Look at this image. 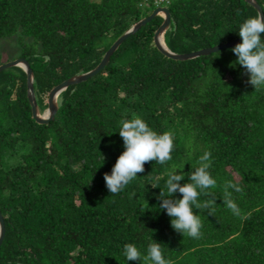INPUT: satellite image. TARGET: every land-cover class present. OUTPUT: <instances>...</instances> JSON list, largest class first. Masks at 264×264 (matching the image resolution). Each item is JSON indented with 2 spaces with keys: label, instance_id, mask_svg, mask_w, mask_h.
I'll return each mask as SVG.
<instances>
[{
  "label": "trees",
  "instance_id": "trees-1",
  "mask_svg": "<svg viewBox=\"0 0 264 264\" xmlns=\"http://www.w3.org/2000/svg\"><path fill=\"white\" fill-rule=\"evenodd\" d=\"M264 10V0H257ZM163 33L175 53L239 38V25L259 10L248 0H169ZM157 0H0V41L19 35L29 61L39 113L66 79L100 64L115 41L149 16ZM157 15L127 37L107 66L58 96L53 120L34 117L28 75L16 65L0 71V210L6 235L0 264H141L124 245L147 254L151 238L171 264H264V87L231 51L190 59L164 54ZM139 115L174 138L172 159L146 162L119 194L106 187L125 151L119 121ZM209 152L216 187L201 194L210 208L193 211L201 236H183L159 205L169 171L188 176ZM229 188L235 212L225 203ZM174 198H181L178 191Z\"/></svg>",
  "mask_w": 264,
  "mask_h": 264
},
{
  "label": "clouds",
  "instance_id": "clouds-1",
  "mask_svg": "<svg viewBox=\"0 0 264 264\" xmlns=\"http://www.w3.org/2000/svg\"><path fill=\"white\" fill-rule=\"evenodd\" d=\"M160 6L167 5L157 4V7ZM238 34L242 38V43L237 44L231 51L238 57L236 63L250 74L248 82L255 90H260L264 87V14L258 12L244 20L239 25ZM119 125V135L123 139L125 151L118 157L111 173L104 174L106 187L113 195L119 194L138 173H143L146 162L156 161L158 164H165L171 160L174 148V138L170 132L157 133L135 113L131 118H122ZM210 156L209 152H205L199 158L198 166L188 176L189 182L183 185L180 183L185 178L182 171L177 172L175 169L169 171L165 184L167 192L162 189L159 196L162 201L159 207L166 210L172 218L173 229L183 236L194 239L200 238L203 225L200 217L194 213L193 206L196 209H207L213 203L212 201L201 203L198 199L201 194H209L206 190L216 187V180L209 171ZM229 188L236 191L242 189L231 181L226 182L224 186L225 203L235 212L236 205L230 199ZM177 191L182 194V199L174 198ZM151 240L146 255H142L138 247L132 243L124 245L123 255L128 261H140L141 264H171L164 258L162 245L153 238Z\"/></svg>",
  "mask_w": 264,
  "mask_h": 264
},
{
  "label": "water",
  "instance_id": "water-1",
  "mask_svg": "<svg viewBox=\"0 0 264 264\" xmlns=\"http://www.w3.org/2000/svg\"><path fill=\"white\" fill-rule=\"evenodd\" d=\"M248 1L251 2L254 6H256L258 8L259 12L264 14V10H263L261 4L257 0H248ZM159 14L163 15L164 20L155 31V36H154L155 42H156L158 48L164 54L171 56L173 58H176V59H190V58H194V57H197L200 55L209 54L211 52H215V51L221 50L223 48L233 46L242 40V38L239 37V38H236V39L229 41L227 43L219 44V45H216L213 47H207V48L200 49V50H197L194 52L175 53V52L171 51L166 46L164 39H163V33L170 26V23H171L170 8L167 6L156 7V9L149 16L137 21L130 29H128L123 35H121L115 41V43L107 51V53L105 54L104 58L102 59V61L100 62V64L98 66H96L94 69H92L88 72L77 74L73 77H70V78L66 79L65 81H63L62 83H60L59 85H57L50 92L49 105H48V108L46 109V112L44 115L39 113L38 103H37L35 88H34V73H33V70H32V67H31L29 61L25 58H16V59L7 61L5 63L0 64V71L2 69H5V68L11 67V66H16V65H19V66L24 68L23 70H25L27 72V75H28V96H29V100H30V103L32 106V111H33L34 117L39 122H42V123L49 122V121L54 119V117L58 111V96L61 92H63L69 85H71L73 83L84 81V80L88 79L89 77H92L93 75L97 74L101 69L104 68V66H107V64L110 61L112 54L116 51V49L121 45V43L127 37L136 33L143 25L147 24L149 21H151L154 17H156ZM5 235H6V224H5L4 216L0 210V246H1V244L5 238Z\"/></svg>",
  "mask_w": 264,
  "mask_h": 264
},
{
  "label": "rangeland",
  "instance_id": "rangeland-1",
  "mask_svg": "<svg viewBox=\"0 0 264 264\" xmlns=\"http://www.w3.org/2000/svg\"><path fill=\"white\" fill-rule=\"evenodd\" d=\"M18 37L19 35H16L0 41V50L3 55L4 61L6 59L15 58L21 52ZM45 112L46 111L43 112V115L45 114Z\"/></svg>",
  "mask_w": 264,
  "mask_h": 264
},
{
  "label": "built area",
  "instance_id": "built-area-1",
  "mask_svg": "<svg viewBox=\"0 0 264 264\" xmlns=\"http://www.w3.org/2000/svg\"><path fill=\"white\" fill-rule=\"evenodd\" d=\"M168 2H169V0H157L158 5H161L163 3H168Z\"/></svg>",
  "mask_w": 264,
  "mask_h": 264
},
{
  "label": "bare ground",
  "instance_id": "bare-ground-1",
  "mask_svg": "<svg viewBox=\"0 0 264 264\" xmlns=\"http://www.w3.org/2000/svg\"><path fill=\"white\" fill-rule=\"evenodd\" d=\"M165 14V13H164Z\"/></svg>",
  "mask_w": 264,
  "mask_h": 264
}]
</instances>
